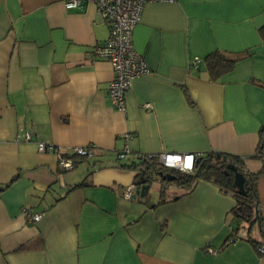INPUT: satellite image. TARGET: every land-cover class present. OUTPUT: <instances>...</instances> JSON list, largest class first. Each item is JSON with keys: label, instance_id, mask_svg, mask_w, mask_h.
<instances>
[{"label": "crops", "instance_id": "obj_1", "mask_svg": "<svg viewBox=\"0 0 264 264\" xmlns=\"http://www.w3.org/2000/svg\"><path fill=\"white\" fill-rule=\"evenodd\" d=\"M66 2L0 0V264H264L245 229L226 245L230 193L199 181L187 194L168 187L161 203L152 186L146 202L126 201L135 160L116 157L124 147L236 156L259 175L264 220V0L147 4L132 39L150 72L133 81L125 113L108 99L111 65L92 59L108 25L95 5ZM214 52L241 58L217 81L203 63ZM39 143L93 157L67 156L75 165L62 171ZM250 237L260 241L258 229Z\"/></svg>", "mask_w": 264, "mask_h": 264}, {"label": "built area", "instance_id": "obj_2", "mask_svg": "<svg viewBox=\"0 0 264 264\" xmlns=\"http://www.w3.org/2000/svg\"><path fill=\"white\" fill-rule=\"evenodd\" d=\"M175 0H67L65 7L69 10L76 9L85 3H91L96 6L103 21L108 25L107 40L95 46L92 51V59H101L108 62L113 70L114 78L109 83L107 95L111 106L120 113H125V95L131 89L134 80L148 74L150 69L144 59L136 52L133 46L132 34L135 26L140 20L144 7L149 3H173ZM199 61H195L192 66L196 68ZM149 108L148 104L143 106ZM23 142H30L31 135L24 133L20 136ZM37 151L44 153L53 151L56 153L57 166L62 171H69L74 168L72 158L67 156L75 155L79 157L91 158L93 154L89 149L78 148L70 150L67 153L56 151L51 145L39 143ZM68 154V155H67ZM193 154H174L162 153L156 155H142L140 153H131L127 147L116 155L120 161L128 159L135 160L134 163H141L149 160H157L158 165L170 171L189 174L192 168L185 169V157ZM168 157H172L170 161ZM167 162V164H166ZM133 164V163H132ZM183 169V171H181ZM136 186L134 183L127 186L121 194V198L126 201H131L137 198ZM22 214L28 222L40 221L41 214H31L27 210H23ZM236 242V240H235ZM234 243V242H233ZM257 253L264 257V241L256 248ZM209 254H215L212 249H207Z\"/></svg>", "mask_w": 264, "mask_h": 264}, {"label": "trees", "instance_id": "obj_3", "mask_svg": "<svg viewBox=\"0 0 264 264\" xmlns=\"http://www.w3.org/2000/svg\"><path fill=\"white\" fill-rule=\"evenodd\" d=\"M260 32L264 42V26ZM240 59L239 56H229L220 52H214L209 54L203 60V63L209 79L211 81H217L220 77L231 72ZM261 147L262 144L260 142L257 148V156L264 163ZM124 167L136 171L134 184L137 187L143 181L145 184L158 182L160 185L159 203L164 200L168 187L170 186L178 187L184 194H187L192 191L199 181H206L216 185L222 193H230L235 200V206L231 210V234L226 245L238 240L236 233L240 229L247 231L248 242L254 248H257L264 241V220L260 214V205L256 191L259 175L248 172L240 158L218 152H209L201 156H196L193 170L189 174L165 170L158 165L157 160H146ZM237 174L243 179L241 192L234 186V177ZM79 185H84V183ZM254 229H258L260 233L261 239L258 242L250 237Z\"/></svg>", "mask_w": 264, "mask_h": 264}, {"label": "water", "instance_id": "obj_4", "mask_svg": "<svg viewBox=\"0 0 264 264\" xmlns=\"http://www.w3.org/2000/svg\"><path fill=\"white\" fill-rule=\"evenodd\" d=\"M171 179V178H169ZM242 184H243V179L240 175H235L234 177V186L238 189L239 192H241L242 190ZM152 184H145V182L143 181L141 183V185L139 187H137L136 185V196L141 198V199H144L148 196V193H149V190H150V187H151Z\"/></svg>", "mask_w": 264, "mask_h": 264}, {"label": "clouds", "instance_id": "obj_5", "mask_svg": "<svg viewBox=\"0 0 264 264\" xmlns=\"http://www.w3.org/2000/svg\"><path fill=\"white\" fill-rule=\"evenodd\" d=\"M172 159V157H168L167 160L170 161ZM194 163V158L192 156H186L185 157V169H191L192 168V165ZM167 164V162H166ZM183 171V169L181 170Z\"/></svg>", "mask_w": 264, "mask_h": 264}, {"label": "rangeland", "instance_id": "obj_6", "mask_svg": "<svg viewBox=\"0 0 264 264\" xmlns=\"http://www.w3.org/2000/svg\"><path fill=\"white\" fill-rule=\"evenodd\" d=\"M157 185H155L154 183L151 185L152 186V188H151V193L153 192V193H158L159 194V192H158V187L160 188V185L158 184V183H156ZM155 187H156V189H155ZM151 193L149 192L148 193V196L146 197V198H144V199H141V198H139L138 197V199L140 200V201H142V202H146L150 197H151ZM159 196V195H158Z\"/></svg>", "mask_w": 264, "mask_h": 264}]
</instances>
